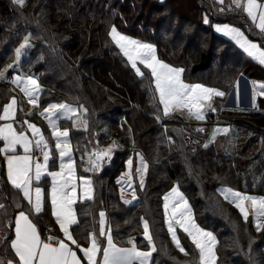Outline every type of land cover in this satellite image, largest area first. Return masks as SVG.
<instances>
[{
    "label": "trees",
    "instance_id": "trees-1",
    "mask_svg": "<svg viewBox=\"0 0 264 264\" xmlns=\"http://www.w3.org/2000/svg\"><path fill=\"white\" fill-rule=\"evenodd\" d=\"M218 4L214 0H26L21 7L13 0H0V69L14 59L16 45L29 33L33 45L22 67L40 80V103L87 107L90 129L73 128L67 122L77 171L85 172L81 155L93 140V130L103 123L123 135L103 132L97 137H119L120 154L128 151L123 141H132L144 155L148 170L143 189L135 188L137 200L125 204L111 178L99 191L93 175L95 197L77 205L76 226L86 232L99 209L106 207L112 236L133 233L137 245L146 248L141 218L147 219L157 247L150 264L199 262L198 250L186 233L178 230L188 255L176 248L167 231L163 195L175 181L188 197L198 224L216 234L217 264H264V224L257 231L251 219L245 221L218 190L229 185L264 195V97H258L254 109H239L223 108L225 95L217 96L209 121L231 124L235 131L229 139L218 136L208 147L200 140L189 147L183 141L188 131L171 125L172 117L161 114L154 83L135 75L109 36L114 25L126 36L155 45L159 58L183 67L185 80L219 87L226 94L238 72L264 79V69L216 34L212 22L202 21L204 14L212 21L241 26L251 39L263 42L264 37H256L245 13L218 11ZM139 67L150 77L143 65ZM0 87L4 91L5 84L0 82ZM40 221L43 225L46 220ZM9 223L1 242L9 234Z\"/></svg>",
    "mask_w": 264,
    "mask_h": 264
},
{
    "label": "snow or ice",
    "instance_id": "snow-or-ice-1",
    "mask_svg": "<svg viewBox=\"0 0 264 264\" xmlns=\"http://www.w3.org/2000/svg\"><path fill=\"white\" fill-rule=\"evenodd\" d=\"M13 2L23 7L26 0H13ZM223 2L224 0H220V3ZM230 2L235 6V9L245 13L252 24L259 29L260 34L264 35V3H261L260 0H230ZM204 22L209 23L207 17ZM216 31L230 36L250 57L264 65V48L250 41L243 31L227 25L217 26ZM109 36L123 56L127 58L131 68L135 70V75L149 79L150 83H154V90L158 93V103L163 105L164 116H169L174 111L187 110L189 117L203 120L205 118L203 110L211 108L213 97L225 95L217 89L201 84L185 83L182 79L184 69L173 67L160 60L155 45L126 36L120 33L114 25L109 31ZM29 39L30 37L26 36L23 43L15 50V64L9 65L8 69L14 70L19 65L21 56L25 54L26 49L31 47ZM138 63L150 72V77L138 67ZM8 69L0 70V80L8 79L6 76ZM11 83L20 88L29 104L33 107L39 106L42 89L36 77L17 75L12 78ZM252 90L253 108H255L256 97L264 96V83L253 81ZM237 100H239V94H237ZM17 106L18 101L13 96L10 102L3 105L0 110V121L5 122L0 124V141H3L0 154H3L6 160L8 182L23 194V198L31 205V211L39 214L44 210L45 194L39 186L33 187V182L40 181L44 176H50L52 178L49 194L51 214L64 235V239L55 237H48L47 240L42 239L29 216L25 211H20L15 218V238L11 240L10 244L15 257L18 258L17 264H82L77 251L70 244L75 245L76 249L83 254L87 264H150L157 247L147 219L141 218L143 239L147 242L148 251L139 250L134 239L127 241L130 247H118L113 241L112 230L110 226H107L106 214L103 211L99 213L98 233H90L87 237L89 247H81L69 230L70 226L79 223L74 205L78 200L81 203L93 200L94 189L91 178L77 175L70 131L69 129L61 130L58 121L60 119L69 120L72 121L73 128L86 130L88 122L84 116L88 110L83 105L73 107L67 103H60L50 104L43 112L39 113L51 128V135L55 140V151L59 156V171H48L49 162L52 160V150L49 148L48 140L40 128L27 120L20 123L21 130L17 131V128L14 127V123L17 121ZM211 110L215 111V109ZM24 125L27 127L24 128ZM29 131L31 137L27 134ZM223 132L226 134L228 129H223ZM117 146L116 142H113V145L106 149L88 153L89 166L84 168V171H99L105 159L111 160L113 148ZM18 147L23 149V155L16 154ZM204 147H208V145L205 144ZM34 149L39 150L42 154V162L34 157ZM137 155L139 156V166L135 169V175L139 177V186L143 189L148 164L142 155L139 153ZM53 163H55L54 160ZM127 169L117 183L131 188L133 184V161L131 158L127 160ZM78 188L81 192L79 196L77 195ZM123 191L122 187L121 199H123ZM222 192L224 198L239 210L245 221L249 218L246 204H251L256 228L259 231L260 221L264 218V197L248 195L231 188H225ZM132 196L135 200V189H133ZM163 199L165 222L176 248L188 255L177 236V226H179L198 250V264H216V237L196 224L191 207L179 187L174 186ZM131 202L124 200L125 204ZM3 208L4 205L0 204V209ZM98 236L106 239V246L101 245ZM66 241H69L70 244ZM101 253L102 261H98L97 256ZM0 264H14V260L0 261Z\"/></svg>",
    "mask_w": 264,
    "mask_h": 264
},
{
    "label": "crops",
    "instance_id": "crops-1",
    "mask_svg": "<svg viewBox=\"0 0 264 264\" xmlns=\"http://www.w3.org/2000/svg\"><path fill=\"white\" fill-rule=\"evenodd\" d=\"M214 1L216 2V0H214ZM218 3H219L218 6H216L218 8V9L216 8L218 11H224L226 9L227 10H231V11L237 10V9H235V6L231 4V2L230 3L228 2V5H226L224 3L221 4L220 2H218ZM206 15L209 18L208 19L209 20V23L212 22L211 23V26L213 27V30H214V32L216 34H218L220 36H223L225 39L229 40L233 45L237 46V48H239L241 51H243V53L245 54V56H248L251 60H253L254 62L258 63V61H256L252 57H250L235 42V40L231 39L230 36L225 35L223 32L216 31V27L217 26L223 27V26L227 25V26H230V27H235V28L240 29L247 36L246 31H244V29L241 26L236 25V24H233L231 22H223V21H217V20L216 21L215 20L212 21L211 20V17L207 13L204 14L202 21H204ZM245 16H247V15L245 14ZM250 22L252 24V21L251 20H250ZM252 27L258 33L257 34V37L260 38V37L263 36L262 34H260L259 29L256 28L254 24H252ZM248 39L250 41L255 42L258 45H260L261 48H264V41L263 42H259L257 40L251 39L249 37H248ZM159 59H162V58H159ZM25 60H26V58L21 62L19 68H15L14 70L13 69H10V70L7 71V77H8V79L6 81L5 80H0L1 83H4L5 84L4 91L0 87V110H2L3 105L7 104L10 101V100L7 101V99L9 98V96L12 93L11 85H10L11 84V82H10L11 74H9V71L15 72V71H19L18 69H21L22 71L27 72V71L23 70V67H22ZM259 65L261 67H263V69H264V65H261V64H259ZM2 67H1V69H2ZM178 67L183 68L181 66H178ZM28 73H30V72H28ZM30 74H32V73H30ZM182 78H183V76H182ZM183 79L185 80V78H183ZM185 81H189V80H185ZM253 81H256L258 83H264V79H261V78L258 79V78L249 77L248 75H246L242 71L238 72V74L234 78V81H233L230 89L226 92L225 97H224V99H223V101L221 103V106L223 108L254 109L253 108V100H252V96H253L252 82ZM189 82H193L195 84L204 85L203 82H198V81H189ZM204 86H206V85H204ZM211 88L221 89V88L216 87V86H212ZM42 89H43V86H42ZM237 94H239V100H237ZM40 95H41V93H40ZM258 97H264V96H257L256 97V101H255L256 106H257ZM215 98L216 97H213V99L211 101L212 108H215V103H214ZM76 105H83L87 109V107L84 104H76ZM212 108L209 109V112L212 111L211 110ZM37 112H39V111H37ZM209 112H208V114H209ZM35 113L36 112H33V114L32 115H29V116H34ZM25 117H26V115H25ZM25 117L19 111H17V121L14 123V127H18V130H21L19 122H22V120H24ZM172 117L173 118L171 120V125H177V126L181 125L182 126V129H184V130H186L188 132H190V131L193 132L194 130L199 131L200 129H202V132H204V131L206 132L207 131L203 127L202 128H199V126L196 125V123L193 124V122L192 123L183 122L181 120L180 116L178 114H176V113L174 115H172ZM85 118H86V120L88 122L87 123L88 126H87V129L86 130L85 129H83V130L84 131H87L88 129L91 128V125H90V121H89V119L87 117V114L85 115ZM3 123H5V122L4 121H0V124H3ZM208 123H211V122L209 121ZM212 123H215V122H212ZM103 124L99 125L96 128V129H99V131L96 133V135L98 133H103L101 131V128H102ZM198 124H202V123H198ZM205 124H207V122ZM231 126H233V125H231ZM187 127H190V129H187ZM24 128H25V126H24ZM79 129H82V128H79ZM93 143H95V140L94 139L89 144V146L91 145V147H89V148L97 147V146H93L92 147V144ZM98 143L100 144L101 143V140L98 141ZM131 144L133 146V142ZM0 147H3V141H0ZM100 148H102V145H101ZM33 151H35V152H33L34 157H37L36 156L37 155L36 151L39 152V150L34 149ZM93 151H95V150H93ZM93 151H91V152H93ZM17 152L19 154H24L22 148H19V147L17 148L16 153ZM86 153H89V150H85V154ZM4 160H5L4 155L3 154H0V204L4 205V208L3 209H0V235L1 236L3 235V232L6 229V223L9 222V221H10V223H9L10 224V229H9V234L7 233V235L4 236L5 239L2 242L0 240V261L14 260V264H17L18 258L15 257V253L11 249L10 244H11V240L15 238V218L19 214L20 211H25L26 215L29 216V218L32 220V222L36 225L37 230L40 232L42 239L47 240L44 236L50 235L51 233H54L55 234V238H57V239H64V235H63L62 231L60 230L59 225L56 223L55 218L52 216L50 209H48L49 208V202L48 201L45 200L44 210L41 213L36 214L34 212L35 214H33L30 211L29 206H28V202L23 198V196L20 193V191L18 189L13 188L11 186V184L8 182V178H7V175L5 173V169H4L5 168V162H4ZM77 175L78 176H84V175L86 176V175H88L89 178L92 179L93 189H94V197H95V185H94L93 174L90 173V172L89 173L88 172L79 173L77 171ZM46 178H47V176L42 177L43 183L45 185L44 190H46L47 189V186H48L47 183H46V181H44V180H46ZM35 184L36 183L34 181L33 182V187H34ZM133 189H132V191H133ZM118 190H119V186H118ZM167 191H169V189ZM166 193H168V192H165V194ZM119 194H120V190H119ZM164 195H163V197H164ZM120 196H121V194H120ZM136 200H137V197H136ZM79 203H81V202H79V200H78L77 203L74 205L75 210H76V218H77L78 221H79V215H78V212H77V205ZM163 209H164V207H163ZM106 210H107L106 207H102L101 209H99L98 214H97V217L95 218V220L93 222V226H91V228L89 230H87L86 232H83L82 233L81 230H79V228H77L76 225L70 226L69 230L72 232L73 238L78 242V244L81 247H84V248L89 247V240L87 239V237L89 236L90 233H94V232L98 233V228H99V213L101 211H103L106 214L107 226H110L111 227V230L113 232L112 225L108 221V213H107ZM40 220H42V221H45L46 220V221L44 222L43 225H41L40 224V222H41ZM178 230H180V229H178ZM135 238L136 237H134V236H130L129 238H127V237H115L114 238L113 237V240H114V243L118 247H130V245L127 243V241L130 240V239H134L135 242H136V244H137V241H136ZM98 239H99V241H100V243H101L102 246H106V239L104 237H99L98 236ZM66 242L70 244L69 241H66ZM70 246L74 250L77 251V255H78V257L81 258L82 264H87V261L84 259L83 254L81 252H79L78 249H76L75 245H71L70 244ZM137 247H138L139 250H145V249L148 248V247L141 248L138 245H137ZM97 260L98 261H102V253L97 256Z\"/></svg>",
    "mask_w": 264,
    "mask_h": 264
},
{
    "label": "rangeland",
    "instance_id": "rangeland-1",
    "mask_svg": "<svg viewBox=\"0 0 264 264\" xmlns=\"http://www.w3.org/2000/svg\"><path fill=\"white\" fill-rule=\"evenodd\" d=\"M159 2H162L163 0H158ZM216 1H218V2H220V0H216ZM228 2L230 3V0H224V4H226V5H228ZM260 2L261 3H264V0H260ZM223 3H221V4H223ZM224 6V5H223ZM205 17H207V19H209L208 18V16L206 15ZM125 35V34H124ZM26 36H28V37H30V34L29 33H25L24 35H23V37H22V40H20L19 42L20 43H18L17 45H16V47H15V50L20 46V44L21 43H23V41H24V38L26 37ZM257 37V36H256ZM262 37H264V35L262 36ZM257 38H259V37H257ZM134 39V38H133ZM29 43H30V45L32 46L33 45V41H32V39H31V37H30V39H29ZM144 43H147V42H144ZM150 44V43H149ZM14 57V60L13 61H8V62H6L5 63V65L2 67V69L1 70H5V69H8V66L9 65H12V64H15V55L13 56ZM27 57H28V52H27V49L25 50V54H23L22 56H21V59H20V62H19V65L16 67V68H19L20 67V64H21V62L26 58L27 59ZM160 60H162V59H160ZM162 61H164V60H162ZM165 63H167L166 61H164ZM167 64H169V63H167ZM169 65H171V66H173V67H176V68H180V67H178L177 65L175 66V65H172V64H169ZM140 66V64L138 63V67ZM8 70H10V69H8ZM19 71H15V72H11L10 74H11V78H10V82H11V80H12V78L13 77H15V76H17V75H22V76H26V75H32V76H34V77H36L37 79H38V81H39V84H40V87H41V89H42V84H41V82H40V80H39V78L37 77V76H35V75H33V74H30V73H28V72H24V71H22L21 69H18ZM6 76H7V72H6ZM183 79V78H182ZM184 80V79H183ZM184 82L185 83H188V84H195V83H193V82H189V81H185L184 80ZM11 85V90H12V93H11V95L9 96V98L7 99V101H9L13 96L17 99V101H18V111L25 117V115H26V117L24 118V120H27L28 122H30V123H32V124H35L38 128H40L41 129V131L43 132V134H44V136L46 137V139L48 140V143H49V148L52 150V160H50V162H49V167H48V171H59V156H58V153L55 151V140L52 138V135H51V128L49 127V125H48V123H47V121L45 120V118L44 117H42V116H40L39 115V113L40 112H43L44 111V109L45 108H47L50 104H60V103H66V102H57V101H51V102H49V103H46V104H41V103H39V106L38 107H33L31 104H29L28 103V101H27V98L24 96V94L20 91V88L17 86V85H15V84H13V83H11L10 84ZM205 85V84H204ZM155 87V86H154ZM205 87H209V88H211L212 86H208V85H206ZM213 89H217V90H219V91H221L220 89H218V88H213ZM222 92V91H221ZM156 93V92H155ZM156 98L158 99V93H156ZM10 102V101H9ZM8 102V103H9ZM67 104H69V103H67ZM69 105H71V106H73V107H79L80 105H76V104H69ZM160 106H162L161 107V114L163 115V105H160ZM211 108H212V103H211ZM21 109H22V111H21ZM209 109L210 108H205L203 111H204V119L203 120H198V119H196V118H194V117H189V115H188V113H187V110H182V111H174L171 115H169L170 117H172V115H174L175 113L176 114H178L179 116H180V118H181V120L183 121V122H186V123H192L193 122V124L194 123H196V125H198L199 126V128H204V129H206L207 131L205 132V133H203L202 131H196V130H194L193 132L192 131H190L191 133H195V132H198L197 134V136H198V139L201 141V142H203L204 144H207V143H209V142H212L213 140H215V139H217V137L218 136H220V135H223V136H225V137H227L228 135H229V133L230 132H232V130L233 131H235V129L233 128L234 126H231L230 124H227V123H217V122H215V123H208L209 122V119H208V117H207V114H208V112H209ZM37 111H39V112H37ZM33 112H36L35 113V115L34 116H29V113H31V115L33 114ZM164 116V115H163ZM173 118V117H172ZM73 119H75V117H73ZM84 119H86L85 118V116H84ZM159 119H162V118H159ZM24 120H22V121H24ZM69 120H64V119H60L59 121H58V123H59V127H60V129L61 130H63V129H68V122ZM71 122V124H72V121H70ZM207 122V124H205ZM21 122H19V124H20ZM198 123H202V124H198ZM25 126V128L27 127V125H24ZM87 126H88V124H87ZM118 127V126H117ZM17 128V131H20V130H18V127H16ZM83 129V128H82ZM187 129H190V127H187ZM223 129H228V132L225 134L224 132H223ZM99 131V129H95L94 131H93V133L91 134V136H93V139L95 140V143H93L92 144V147L93 146H97V147H93V148H88V147H91V145L89 146H87L86 147V150H89V153H91V151H93V150H98V149H106V148H108L109 146H111V145H113V142H116V144L118 145L117 147H115V148H113V151H112V158H111V160H108V159H105L103 162H102V167L100 168V170L99 171H96V172H91V171H89L90 173H92L93 175H96L95 176V182H97V186H98V190L99 191H101L100 189H99V187L101 188V187H103V184L106 186V183H107V181L109 180V178H111V179H114V181H113V186L112 187H114L113 189H115V190H117L116 189V186H117V188H118V186H119V190H120V194L122 195V192H121V188L123 187L124 188V191H123V200H129V201H132L131 203H133L135 200H133V196H132V189L134 188H136L137 186H139V184H138V182H139V177L138 176H136L135 175V169L139 166V156L137 155L138 153L140 154V155H142L143 157H144V155L140 152V151H138V150H135V147H133L132 146V142H130V141H127V140H125V142L123 141V145H126L127 146V152H124V154L122 153V154H120L119 152H122V143H121V141H120V138L119 137H105V138H100V137H96L97 135H96V133ZM101 131L102 132H105V133H114V132H116V133H118L119 135H120V137H122V133H123V131H120V130H118V128H113V127H111L109 124H103V126H102V128H101ZM28 135H29V137H31V132L29 131L28 133H27ZM203 134V135H202ZM202 135V136H201ZM228 138V137H227ZM236 138H237V135H234L233 136V138L230 140V141H232V145L236 142ZM229 139V138H228ZM101 140V145H102V148H100L101 147V145L98 143V141H100ZM88 148V149H87ZM23 150V149H22ZM33 152H35V151H33ZM36 153H37V157L36 158H38L39 160H40V162H42L43 161V156H42V154L40 153V152H38V151H36ZM16 154H18V155H23V154H19L18 152L16 153ZM72 154H73V159L75 160V162H76V158H75V155H74V152H72ZM82 154V153H81ZM129 158H131L132 159V161H133V184H132V187L131 188H129L127 185H121V184H118L117 183V181L118 180H120L121 179V177H122V174L123 173H125L128 169H127V160L129 159ZM145 159V158H144ZM53 160L55 161V163H53ZM125 161V163H123ZM135 161L137 162L136 163V165L134 164L135 163ZM146 161V160H145ZM4 162H5V173H6V175H7V164H6V160H4ZM86 162V163H85ZM82 166V169H84V168H86V167H88L89 165H88V153H86L85 154V151L83 152V154L81 155V160H80V162H79ZM76 169H77V163H76ZM88 172V173H89ZM85 176V175H84ZM98 176V177H97ZM85 177H89L88 175H86ZM125 179H126V177H124ZM144 179H145V177H144ZM44 181H46V183H47V189L46 190H44V188H45V185H44V183H43V180H42V178H41V180L40 181H35V185H34V187H36V186H39L41 189H42V191L44 192V201L46 200V201H48L49 202V208L48 209H50V211H51V203H50V198H49V194H50V190H51V183H52V178L50 177V176H47V178H46V180H44ZM79 183V182H78ZM116 185V186H115ZM135 186V187H134ZM173 188V187H172ZM171 188V189H172ZM225 188H231V189H234V190H236V191H239V192H242V193H247L248 195H253V196H260V197H264V195H262V194H254V193H251V192H249V191H246V190H244V189H242V188H234V187H231V186H229V185H221V186H219L218 187V190H219V192H220V194L224 197V194H223V192H222V190L223 189H225ZM171 189H169V191H167L168 193L171 191ZM179 190H180V192L181 193H183V195H184V197L187 199V201H188V204L190 205V207H191V211H192V215H193V218H194V220H195V222H196V224H198V222H197V219L195 218V214H194V211H193V208H192V205L190 204V202H189V199H188V197L186 196V194L184 193V192H182V190L179 188ZM136 192V191H135ZM21 193V192H20ZM22 194V193H21ZM81 194V192H80V189L78 188V190H77V195H80ZM167 194V193H166ZM165 194V195H166ZM135 195H136V193H135ZM164 195V196H165ZM22 196H23V194H22ZM46 196V197H45ZM27 201V200H26ZM229 201V200H228ZM28 202V201H27ZM130 204V203H129ZM128 204V205H129ZM44 205H45V203H44ZM28 206H29V209H30V211H31V205H29L28 204ZM163 207H164V199H163ZM246 207H247V211H248V215H249V218L251 219V222H252V224L256 227V221L254 220V212H253V209H252V206H251V204L250 203H248V204H246ZM238 210V209H237ZM107 211V210H106ZM239 211V210H238ZM33 214H35L33 211H31ZM241 215V214H240ZM164 216H165V213H164ZM166 223V222H165ZM260 224H261V227H262V225L264 224V218H262L261 219V221H260ZM199 225V224H198ZM200 226V225H199ZM166 227H167V224H166ZM202 229H204L205 231H207V232H211L215 237H216V234L212 231V230H210V229H205V228H203L202 226H200ZM178 229H180L179 228V226H177V236H178V238L180 239V237H179V235H178ZM131 231L130 232H133V229H130ZM167 231H168V229H167ZM130 236H133V233H131V234H128L127 233V236H125V237H127V238H129ZM170 237H171V235H170ZM172 240V239H171ZM181 240V239H180ZM216 240H217V237H216ZM114 241V240H113ZM191 241V240H190ZM180 243H181V241H180ZM181 245H182V243H181ZM183 246V245H182ZM149 249L147 248V249H145V250H141V251H148ZM215 253H216V257H217V252H216V246H215ZM216 264H217V262H216Z\"/></svg>",
    "mask_w": 264,
    "mask_h": 264
},
{
    "label": "built area",
    "instance_id": "built-area-1",
    "mask_svg": "<svg viewBox=\"0 0 264 264\" xmlns=\"http://www.w3.org/2000/svg\"><path fill=\"white\" fill-rule=\"evenodd\" d=\"M183 141L184 143L189 146V147H194V146H197L198 143H199V139L197 138V136L193 133H190V132H187L183 135ZM174 186H178V182L175 181L174 182ZM46 239L48 237H55V234L54 233H51L50 235H47V236H44Z\"/></svg>",
    "mask_w": 264,
    "mask_h": 264
}]
</instances>
